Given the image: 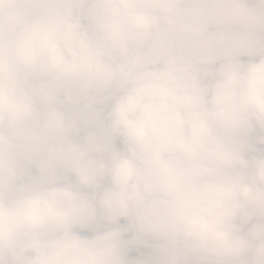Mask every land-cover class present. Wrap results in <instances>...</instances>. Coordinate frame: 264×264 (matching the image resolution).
<instances>
[{"label": "clouds", "instance_id": "9594fccd", "mask_svg": "<svg viewBox=\"0 0 264 264\" xmlns=\"http://www.w3.org/2000/svg\"><path fill=\"white\" fill-rule=\"evenodd\" d=\"M0 264H264V0H0Z\"/></svg>", "mask_w": 264, "mask_h": 264}, {"label": "rangeland", "instance_id": "374dc122", "mask_svg": "<svg viewBox=\"0 0 264 264\" xmlns=\"http://www.w3.org/2000/svg\"><path fill=\"white\" fill-rule=\"evenodd\" d=\"M123 223H124V221H121V224H123ZM147 251L148 250H146V249H140L139 251H133V252H131L130 255L133 256V257H136V256H138L141 253H145L146 254Z\"/></svg>", "mask_w": 264, "mask_h": 264}]
</instances>
